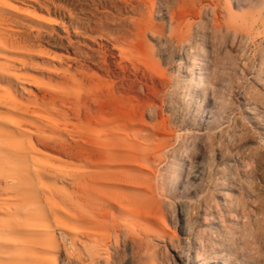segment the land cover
Returning a JSON list of instances; mask_svg holds the SVG:
<instances>
[{"label":"rangeland","instance_id":"1","mask_svg":"<svg viewBox=\"0 0 264 264\" xmlns=\"http://www.w3.org/2000/svg\"><path fill=\"white\" fill-rule=\"evenodd\" d=\"M157 1L0 0V141L32 156L0 176V264H264V0ZM78 112L111 142L83 194Z\"/></svg>","mask_w":264,"mask_h":264},{"label":"bare ground","instance_id":"2","mask_svg":"<svg viewBox=\"0 0 264 264\" xmlns=\"http://www.w3.org/2000/svg\"><path fill=\"white\" fill-rule=\"evenodd\" d=\"M168 1H170V0H168ZM198 1H202V0H198ZM210 2H211V4H213V0H210ZM164 5H165V3H164L163 0H158L156 2V6H155L157 12L162 13L163 10L165 9L164 8ZM168 7H170V4H169ZM201 8H203V7L200 6V9ZM212 11H213V18H214V20H216L217 19L216 7H212ZM200 12L201 11H199L198 13H200ZM158 16H159V13H158ZM169 18H170V31H171V33L173 35L176 36V38H175V36H174V38L177 39V42H179L180 45H181V47L179 46L180 48L177 49L176 50L177 52L175 53V54H177V59L178 60H186L187 59L186 57H187V54H188L189 50H192L193 48H196L195 46H188L187 43H186V41H187L186 39L188 38L187 37V33L183 31V27L186 24V18L184 17V15L178 14V13H176L174 11L171 12ZM125 39H127V38H125ZM163 76L164 75H162L161 77L163 78ZM2 78L3 79L10 80L11 76L10 75H6V74H3V77ZM82 81L80 80L79 82L81 83ZM82 84H84V83L82 82ZM197 85H199L198 86L199 89L200 88L202 89L203 83L201 81ZM92 95H93V93H92ZM86 96H88V95H86ZM93 98L96 99V95ZM239 99H241V100L243 99L244 100V98L242 96H240ZM83 100H84V98H83ZM241 100H239V101H241ZM84 101H82L81 96L78 97V104H77L78 106L76 107V108H78V111L79 110H82L81 108L84 105V103L86 102V101L85 102ZM0 105H3V107H4L7 104L4 103V102H0ZM5 109H7V108H5ZM28 112H30V111H28ZM85 114H84V116H85ZM89 114H91L90 111H89ZM31 116H34V115H31ZM64 116L67 117L66 115H64ZM80 116L81 115L79 113V121H78L79 124L75 127L74 130H71L66 125H63V126H56L55 127L56 128L55 129V132H57V134L59 133V135L62 136L64 134V132L66 131V132L69 133V136H70V134L72 136L71 142H69L67 140V138L66 139L64 138L61 147L65 150V149H69V147L71 146V147L74 148V151L77 152V153H74V151H71V154L72 153L74 155L76 154L77 155V158H78V160L80 162V166H79L80 172H78L76 174V176L78 175V178H77L78 179V185H79L80 190L82 191V194H83L86 185H84V183L81 182V179L82 178H85V176H87L88 178H90V176H93L94 174H99L100 172L98 173V171L101 170V169H103L107 165V163L110 162V157H111L110 156V152H111V148H110L111 147V142H110V139H109V132L104 127L105 125L101 124V132L98 134L96 132L97 130L95 129V127L93 125H86L85 122H83V120L81 119ZM22 125H24V123ZM5 126H7V125L0 122V135H1L2 130H6V127ZM21 128H25V127L24 126H21V123H20V124H18V126L16 127V129L13 131V136L14 137L20 136V134H21L20 129ZM36 132H37V134H39L41 131H40V129L37 128L36 129ZM34 138H35V140H36L37 143H39V144L41 143L44 147H50L51 146L47 142L43 141V139H41L39 137V135H37ZM26 145H27L26 142L25 143H18V144H16L14 146V145H10L8 143H5L3 141H0V176L1 177H2V175H6V176L7 175H10L11 172H13L16 169H22L21 167H22L24 161L26 160L25 159V156H26V154H29L28 152H26V148L27 147H24ZM121 145L123 146V144H119V146H118L120 149H122L120 147ZM65 152H68V151L65 150ZM68 153H70V152H68ZM94 153H98L100 155V159L99 160H96L97 162H95V160L92 158L93 155H94ZM29 155L31 156V154H29ZM123 156H125V154H123ZM23 170H24V174L28 173L27 169H23ZM3 171H6V173L4 174ZM86 172H87V174H86ZM96 176H98V175H96ZM90 181H91V179H90ZM77 215H78L77 216L78 217V221L81 224H84L85 225L88 222V220L86 221L87 218L85 219V213H83L82 211H80L79 213H77ZM87 228H89V227L87 226ZM88 230H90V229H88ZM84 235L88 239L91 238L90 237L91 235L89 233H85ZM133 239H134V237H133ZM187 243H189V242H187ZM91 253H92V251H91ZM89 256H91V255H89ZM93 256H94V254H93ZM90 259H91V257H90ZM185 261L188 264H204V263H200V261L195 256H193L192 254H188V256L186 257Z\"/></svg>","mask_w":264,"mask_h":264}]
</instances>
